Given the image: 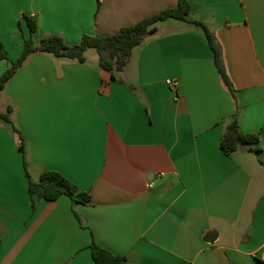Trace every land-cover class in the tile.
<instances>
[{"label":"crops","instance_id":"crops-1","mask_svg":"<svg viewBox=\"0 0 264 264\" xmlns=\"http://www.w3.org/2000/svg\"><path fill=\"white\" fill-rule=\"evenodd\" d=\"M189 1L191 19L215 37L234 95L202 28L173 19L120 72L102 70L89 49L83 64L33 53L11 77L0 93L13 122L0 121V264H95L93 241L127 264H264V0ZM177 4L0 0V78L30 37L75 45ZM235 117L261 151L223 153ZM44 171L89 193V204L62 196L33 207L27 175L36 181ZM210 230L214 244L204 241Z\"/></svg>","mask_w":264,"mask_h":264},{"label":"trees","instance_id":"trees-1","mask_svg":"<svg viewBox=\"0 0 264 264\" xmlns=\"http://www.w3.org/2000/svg\"><path fill=\"white\" fill-rule=\"evenodd\" d=\"M176 8L167 9L149 18H146L136 25L123 28L114 36H90L84 35L81 41L75 45H68L59 36H49L42 39L37 46L32 37L24 42L21 57L12 63L0 78V93L4 91L7 83L15 72L21 68L30 55L36 52H42L53 57L65 58L77 63H85V54L89 49H95L99 58V67L109 73L120 72L129 60L132 51L146 43L147 39L157 31V25L161 22L173 19L183 22H190L200 26L204 32L205 38L214 53L215 64L221 76L225 87L234 95L233 85L226 73L222 61L221 50L216 43L214 35L201 22L191 19V5L189 0H177ZM31 35L36 31V24L28 22ZM6 59L3 44L0 42V61ZM12 108L9 107L6 112L0 111V121L12 124ZM259 136L255 134H243L239 129L237 117L226 128L221 140V150L225 154H231L238 151L243 146H253L255 151H261L259 146ZM22 149V147H21ZM28 189L32 199V206H35L36 200L56 201L62 196L70 198L73 204H89L91 197L89 193L78 189L75 184L56 171H44L38 180L33 181L29 175ZM91 254L95 264H127L124 257L114 255L109 250L101 247L95 241L91 245Z\"/></svg>","mask_w":264,"mask_h":264},{"label":"water","instance_id":"water-1","mask_svg":"<svg viewBox=\"0 0 264 264\" xmlns=\"http://www.w3.org/2000/svg\"><path fill=\"white\" fill-rule=\"evenodd\" d=\"M218 237H219V233L216 230H210L207 233L204 241L208 244H214L218 240Z\"/></svg>","mask_w":264,"mask_h":264},{"label":"built area","instance_id":"built-area-1","mask_svg":"<svg viewBox=\"0 0 264 264\" xmlns=\"http://www.w3.org/2000/svg\"><path fill=\"white\" fill-rule=\"evenodd\" d=\"M167 85L169 87L175 89L176 88V85H177V82H176V80H167ZM158 176L161 177L162 174H159ZM148 187L151 188L152 187V184L151 183L148 184ZM0 242H1V239H0ZM261 258H262L261 260L264 262V249H263Z\"/></svg>","mask_w":264,"mask_h":264},{"label":"rangeland","instance_id":"rangeland-1","mask_svg":"<svg viewBox=\"0 0 264 264\" xmlns=\"http://www.w3.org/2000/svg\"><path fill=\"white\" fill-rule=\"evenodd\" d=\"M92 54H94V56H97V51L95 49H90ZM244 148H249L251 146H243Z\"/></svg>","mask_w":264,"mask_h":264}]
</instances>
